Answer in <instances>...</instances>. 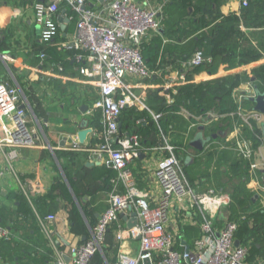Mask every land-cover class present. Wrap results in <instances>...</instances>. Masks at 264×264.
<instances>
[{"label": "crops", "instance_id": "crops-1", "mask_svg": "<svg viewBox=\"0 0 264 264\" xmlns=\"http://www.w3.org/2000/svg\"><path fill=\"white\" fill-rule=\"evenodd\" d=\"M40 1L46 2L48 0ZM152 2L155 7L163 6L159 15L161 26L158 33H149L144 37L142 45L145 42L147 45H155L153 46L155 48L154 55H158L156 62L158 68L153 70L149 66L152 74L147 79L127 80V84L132 85L131 90L142 103L130 107H136L141 111H150L146 102L150 91H158L167 98L169 103H172L167 91L188 83L185 72L193 69L188 65V61L196 51L205 50L204 45L199 44L200 34L210 31L208 29L202 30L191 37L187 33L188 36L185 40H178L171 34L167 35L171 27L182 26L178 19L180 12L175 10V13H172L169 18L164 14V11L167 5L172 3V0H152ZM242 2L243 0H192L195 6L211 10L208 19L216 18L215 23H221L223 17L231 14L241 18L246 8ZM34 3V0H0V82H7L20 89L22 97L19 105L25 107L27 105L24 103H27L28 107L32 109L28 118L35 139L34 147L23 148L19 151L13 168H9V162L6 158V152L9 148L6 146L3 149L0 148V226L7 228L12 235L9 241L0 240V242L10 244L12 247V254L9 256L0 245V264H13L12 262L20 264L19 260L22 261V264H57V253L49 246L39 219L48 215L56 217L54 222L49 223V229L56 242L61 240L59 245L61 250L66 251L71 244L84 243L89 239L100 216L109 208V195L113 190L112 180L117 176L116 171L93 160L91 150L100 143L101 133L104 130L102 113L95 109V103L100 98V90L94 81L81 75L79 71L81 64L77 62L76 56L86 55L85 51L65 46V44L74 46L77 39L76 19H70L72 11L68 6L62 4L61 12L55 18V22L59 26L58 33L51 41L44 42L41 38V27L36 19ZM98 4L93 3V0L89 1V6L95 10L100 9ZM187 11L194 27L196 20L191 17L194 8L189 6ZM187 26L186 29H190L189 25ZM240 28L246 34L248 38L246 42L248 43L251 39L250 35L256 28H248L243 22ZM190 30L191 33L194 32L192 29ZM237 37L235 36L230 40L231 49L243 47L245 42L239 41ZM251 45L257 47L258 41L251 39ZM49 48H55L57 55L47 54L42 60L41 54H45ZM238 59L240 58L231 59L233 66L225 62L219 64L215 73L203 70L195 75L193 81L198 84L233 74L247 75L249 74L248 71L251 70L252 72L255 68L264 65V57L258 62L246 65H238ZM150 62L148 60L146 63ZM60 68L63 69L60 70ZM25 91L28 92L31 101L29 97H26ZM251 103L254 105L252 101ZM33 106L39 111L40 119L36 117ZM97 111L101 113L102 130H98L95 125L94 116ZM151 115L156 121L162 118V114L151 112ZM158 115L160 118L156 117ZM177 115L186 119L188 117L185 111L177 113ZM220 118L213 113L209 116V119L216 121ZM3 123L0 119V139L5 137ZM242 123L243 121L239 119L235 126H240L243 132ZM261 124H259L260 128ZM177 125L176 122L170 126L171 131L169 130L168 134H164L160 129L159 134L145 139V143H150V147L142 146L141 138L138 135L141 148L138 150V157L129 167L133 172L136 185L149 195L152 207L156 206L161 195V188L155 175L158 162L170 154L169 145H172L176 155L179 149L184 150L180 146H175L170 138V135L173 137H175L174 134L179 135L180 128ZM210 125L208 122H199L197 128H195L196 125L189 128V132L191 131L190 134H187L188 140L191 139L189 141L194 140L201 133V126L204 127V137L217 136L216 139H212L206 144L203 151H197L190 146L191 150L195 152L194 155H197V159L208 156L210 154L208 149L212 147L225 151L217 145V139L220 137L223 139L222 141L226 140L233 130H223V128L220 131L218 129V133L210 136L207 133ZM82 132H85V136L80 139ZM243 135L245 136L244 132ZM126 137L129 136L121 134L119 128V134L113 141L114 146L119 149L122 148V142ZM261 137L263 140H258V142L264 148L263 132ZM73 143L79 144L83 150H72ZM191 157L192 155L185 159L184 165L197 161ZM180 159L184 161L183 158ZM106 171H110L113 176L109 178L110 174H106ZM263 175L264 171L258 172L259 180H262ZM59 185H63L64 188L61 187L62 189L58 188L54 191L53 195L56 198L54 199L53 210L48 212L46 207L36 208L35 202L46 196L53 187ZM196 185L201 190L200 192L208 190V186L204 184L202 186L198 181ZM65 188L75 206L82 212L83 218L80 223L83 225L82 227L73 222L71 204L64 198L63 190ZM117 189L120 193L125 192L123 184H120ZM76 192L80 194V197L77 196ZM224 194L229 197L232 203L230 192L227 191ZM23 200H26L33 209V218H27L19 213V206ZM84 208L88 214H91L92 218L85 216ZM226 212L218 215L215 222L217 229L223 227L228 221L225 217L227 216ZM133 215L134 211L132 210L122 213L120 215L121 223L125 227H129V224L134 223L136 219ZM192 217L194 221L196 218L198 221L202 220V216H197L195 211L178 212V206L170 213L167 230L174 235V248L177 251L182 252L187 248L193 251L195 243L200 237L201 231L197 235L196 233L191 234V229H188L192 226L200 229L198 224H194V221L191 223ZM239 245H241L240 242ZM120 252H126L137 257L140 252V241H126L119 246L116 241V229L111 228L107 232L103 254L98 256L103 264H112L117 260ZM94 264H97V261Z\"/></svg>", "mask_w": 264, "mask_h": 264}, {"label": "built area", "instance_id": "built-area-1", "mask_svg": "<svg viewBox=\"0 0 264 264\" xmlns=\"http://www.w3.org/2000/svg\"><path fill=\"white\" fill-rule=\"evenodd\" d=\"M89 1L34 0L36 19L44 42L51 41L58 33L59 26L55 18L61 12L62 4L72 11L70 19H76L77 39L74 46H65L85 51L86 55L76 56L77 62L81 64L79 71L94 81L100 90L95 109L102 113L104 130L100 143L91 150L93 160L117 173L112 180L109 208L100 216L84 243L71 244L66 251L61 250V240L56 242L49 229V223L54 222L56 217L48 215L39 219L49 246L57 253L56 262L93 264L94 259L103 254L107 232L115 228L119 246L126 241L139 240L140 252L137 257L120 252L112 264H251L247 261L248 248L236 246L238 224L228 220L220 229L215 227L218 215L226 212L231 203L229 197L213 188L197 192L189 184L173 147L169 146L170 154L158 162L155 175L161 195L156 206L152 207L149 195L136 185L129 167L141 148L139 136L126 137L120 149L113 144L119 134L122 111L142 104L127 80H144L152 74L142 55V41L149 33H158L163 6L155 7L152 0H93V3L100 5V9L95 10L89 6ZM242 4L247 7L248 1L243 0ZM45 57L42 53L41 59ZM210 61L204 51L198 50L189 59L188 65L196 68ZM21 97L19 88L0 82V119L4 122L5 131V137L0 139V148H9L6 152L9 168H13L21 149L35 146L34 131L30 128L28 118L32 109L27 103H24L27 105L25 107L19 105ZM254 97L255 85L251 82L242 85L233 94L236 111L223 117H238L243 121L242 126H251L252 121L263 123V115L254 110L247 111L244 107V102ZM156 117L160 118L159 115ZM227 137L224 141L216 142L217 145L250 163V173L264 204V175L262 180L258 178V172L264 171L263 146L254 148L253 141L243 135L240 126L234 125ZM256 138L262 139L259 135ZM71 149L83 150L77 143H73ZM120 184L125 187L124 193L117 189ZM176 206L178 212L195 211L197 216H202L201 221L197 218L194 221L193 217L191 220V223L194 221V224L199 225L201 231L193 251L175 250L174 235L167 230L170 213ZM128 210L134 211L138 220L137 225L131 228L125 227L120 220V215ZM11 237L10 231L0 226V240L9 241ZM65 257H69V261Z\"/></svg>", "mask_w": 264, "mask_h": 264}, {"label": "trees", "instance_id": "trees-1", "mask_svg": "<svg viewBox=\"0 0 264 264\" xmlns=\"http://www.w3.org/2000/svg\"><path fill=\"white\" fill-rule=\"evenodd\" d=\"M247 1L248 6L244 9L241 18L231 14L223 17L221 23H215L217 20L216 18L208 19L209 11L211 10L195 6L192 0H172V3L167 5L164 14L170 18L172 13H175V10L180 12V18L178 19L179 23L182 25L181 27L180 25L171 27L167 35L171 34L173 37L178 38V40H185L188 36L187 33H189L191 37L193 34H197L202 30H210L207 33L200 34L201 39L199 40V44L204 45L205 57L211 58V61L200 67L187 70L185 72V77L188 83L167 91V94L172 99V103H169L167 98L163 97L158 91H150L146 101L150 111H141L136 107L125 108L119 118L121 123V134L127 136L137 134L141 138L142 146L150 147V143H145V139L159 134L160 129L164 134H168L170 126H173L177 122L180 131L178 136L174 134L173 143L175 146H180L187 150L190 148L191 143V141H189L191 139L189 138L188 140L187 134L191 133V131L189 132V128L192 125H196L195 128H197L199 122L210 123L211 125L208 127L207 131L210 136L214 133H218V129H220V131L223 128V130L233 129L235 123L239 121L238 117L233 119L231 117H222L236 111L237 107L233 99V93L242 84L247 83V81L252 82L255 88L264 92V65L255 68L252 77L246 74H233L224 78L198 84L195 83L193 79L196 74H199L203 70L215 73L218 65L221 63L225 62L232 65L231 59L240 58L237 61L238 65H246L258 62L264 57V0ZM189 6L194 8V12L191 15V17L196 20L194 27L192 26V20L189 18L187 11V7ZM242 22L248 28H256L250 35V38L258 41L257 47L251 45V39L248 43L246 42L248 38L240 28ZM187 25L194 31L193 33H191L190 29H186ZM235 36H238L237 38L239 41L245 42L241 49H231L230 40ZM153 46L155 45H147L146 42L143 43L142 55L146 62L148 60L151 61L147 63V65L154 70L158 68L156 64L158 55H154L155 48ZM47 54L57 55L55 48L46 50L45 55L47 56ZM25 94L28 98V92L25 91ZM29 100L31 101V98ZM251 101V99L245 101L244 107L249 110H254V105ZM33 109L36 117L40 119L39 111L36 110L34 106ZM98 111L94 116L95 125L98 130H102V125L100 124L101 113ZM182 111L187 112V119L177 115V113ZM151 112L154 114H162V118L156 121L151 115ZM212 113L221 118L217 121L209 119ZM252 123L254 124L251 126L243 125L242 130L245 137L253 141V147L258 149L261 144L256 137L262 135V130L257 122L253 121ZM217 140L222 141L223 139L219 137ZM208 150V152H210L209 155L212 156L211 158H213L217 152H220L214 149V147ZM221 152L226 154L224 156H227L226 159L227 162L230 163V169L232 171V175L230 176L231 186L229 189L226 188L228 189L227 191L230 192L232 203L227 208V216L225 217L238 224L236 239L242 246L248 248L247 261L251 264H264V208L259 205V201L255 199L254 193L248 188V183L251 181V177H253L250 173V163L243 158L237 157L235 153L230 155L227 151ZM233 155H236V158ZM180 161L183 164L189 184L197 192H200L201 190H199L196 185L197 181H195V178L189 171L192 169L193 163L184 165L185 159L184 161L180 159ZM110 173V171H106V174ZM112 176L113 174H110L109 178ZM198 183H201L203 186L202 180L198 181ZM59 186L53 187L46 196L39 198L38 201L35 202L36 208L41 209L42 207H46L48 212L53 210V203L56 198L53 193L58 188H64L63 185ZM63 192L64 198L71 204V213L75 220H73V222H76L82 227L83 225L80 224L83 218L82 212L75 206L66 188ZM76 194L80 197L78 192H76ZM83 212L87 218H92L91 214H88L85 208ZM19 213L27 218H33V209L26 200L20 203ZM188 229H191V234L196 233L198 235V232H200V229L194 226ZM0 245L2 250L11 256V245L4 242H0ZM96 261L97 264H103L99 256L95 258L94 263ZM19 262L22 264V261L19 260Z\"/></svg>", "mask_w": 264, "mask_h": 264}, {"label": "rangeland", "instance_id": "rangeland-1", "mask_svg": "<svg viewBox=\"0 0 264 264\" xmlns=\"http://www.w3.org/2000/svg\"><path fill=\"white\" fill-rule=\"evenodd\" d=\"M247 70L249 69L247 68ZM248 73L249 74H247V76L249 75L252 77L253 71L251 72L250 70L248 71ZM247 111H249V109H247ZM170 138L171 140H174V137L171 135H170ZM169 146H172V145H169ZM218 151L220 152H217L216 155L213 156V158H211L212 156L208 155L205 157L203 156V158L201 157L200 159H197L198 158L196 157L197 155H194L195 152L191 150V148L187 150L179 149L177 151V155L179 158H183V159H186L187 157L192 155L191 158L193 160L197 159V161L193 163V167L189 171H190V174L195 178V181L202 180L203 184L205 186H208V189L213 188L219 192L225 193L231 186L230 176L232 175V171L230 169V163L227 162V159H226L227 156H224L226 154L221 152V150H218ZM225 151L230 153V155H232L233 153L230 150H225ZM262 152L264 154V148ZM233 156L236 158V155H233ZM248 186H249V189L254 193L255 199L259 201V205L262 208H264V204L262 203V200L260 197L261 192L258 188H256L254 179L252 177H251V181L248 183ZM12 263L15 264L14 262Z\"/></svg>", "mask_w": 264, "mask_h": 264}, {"label": "water", "instance_id": "water-1", "mask_svg": "<svg viewBox=\"0 0 264 264\" xmlns=\"http://www.w3.org/2000/svg\"><path fill=\"white\" fill-rule=\"evenodd\" d=\"M256 91V97L252 98V102L254 103V111L260 113L261 115L264 116V92H261L258 88H255ZM261 128H262V132H263V136H264V123L261 124ZM200 131L201 133H199L194 140L191 141L190 146L192 148H194L197 151H203L206 144L209 143L212 139H216L217 136H213V137H204L203 135V131H204V127L201 126L200 127ZM85 136V132H82L80 134V139H83ZM134 218L135 221L134 223H130L129 227H134L137 225V217H136V213H134ZM236 246H240L239 242H236ZM189 250V248H187V251ZM66 261H69V257H65ZM58 264V263H57ZM147 264H149V262H147Z\"/></svg>", "mask_w": 264, "mask_h": 264}]
</instances>
